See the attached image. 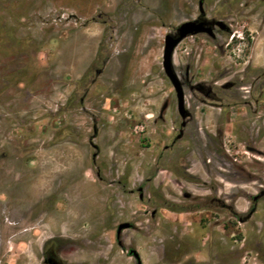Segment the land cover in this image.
<instances>
[{
  "label": "rangeland",
  "instance_id": "1",
  "mask_svg": "<svg viewBox=\"0 0 264 264\" xmlns=\"http://www.w3.org/2000/svg\"><path fill=\"white\" fill-rule=\"evenodd\" d=\"M263 191L264 0H0V264H264Z\"/></svg>",
  "mask_w": 264,
  "mask_h": 264
},
{
  "label": "water",
  "instance_id": "2",
  "mask_svg": "<svg viewBox=\"0 0 264 264\" xmlns=\"http://www.w3.org/2000/svg\"><path fill=\"white\" fill-rule=\"evenodd\" d=\"M200 8V13H202ZM215 25L223 30L226 29V26L223 22L217 21ZM205 34L209 37H213V31L209 23L206 21L191 20L181 23L175 31V34H167L164 37L163 53H162V69L165 76L170 81L177 99V109L181 118L188 116V111L184 106V94L182 84L176 75L173 68V54L177 45L185 38ZM253 200H256V197H253ZM127 224L119 225L117 228V234L124 228H127Z\"/></svg>",
  "mask_w": 264,
  "mask_h": 264
},
{
  "label": "flooded vegetation",
  "instance_id": "3",
  "mask_svg": "<svg viewBox=\"0 0 264 264\" xmlns=\"http://www.w3.org/2000/svg\"><path fill=\"white\" fill-rule=\"evenodd\" d=\"M200 8L202 9V11H203V8H202V2L201 1H199V3H198V9H199V14L193 19V20H198V21H206V22H208L209 23V25H210V27L212 28V31H213V35L215 36V27L218 29V30H220V31H224V32H227L228 31V27H227V25L225 24V26H226V29H223V30H221V29H219L216 25H215V22H217V21H215V20H208V19H206V15H205V13H204V11L202 12V13H200ZM221 22V21H220ZM214 36L212 37V38H214ZM211 38V37H210ZM264 195V191L263 192H260V194L258 195V196H256V200L259 198V197H261V196H263ZM253 199V198H252ZM256 200H254V201H256ZM125 229V228H124ZM123 230V229H122ZM121 230V231H122ZM120 231V232H121ZM120 234V233H119ZM119 234H117V239H118V236H119ZM118 245L119 246H121V243L118 241ZM43 261H44V263L45 264H63L57 257H56V255H55V253L52 251V249H48V250H45V252H44V254H43Z\"/></svg>",
  "mask_w": 264,
  "mask_h": 264
},
{
  "label": "crops",
  "instance_id": "4",
  "mask_svg": "<svg viewBox=\"0 0 264 264\" xmlns=\"http://www.w3.org/2000/svg\"><path fill=\"white\" fill-rule=\"evenodd\" d=\"M147 5V4H146Z\"/></svg>",
  "mask_w": 264,
  "mask_h": 264
}]
</instances>
